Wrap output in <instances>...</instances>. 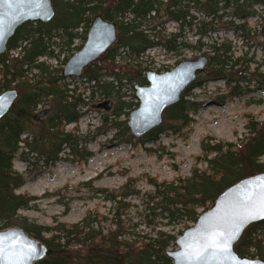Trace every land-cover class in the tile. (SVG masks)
I'll list each match as a JSON object with an SVG mask.
<instances>
[{
  "label": "trees",
  "instance_id": "16d2710c",
  "mask_svg": "<svg viewBox=\"0 0 264 264\" xmlns=\"http://www.w3.org/2000/svg\"><path fill=\"white\" fill-rule=\"evenodd\" d=\"M51 1L55 11L52 19L23 23L8 40L7 51L0 54V92L11 87L20 90L19 97L0 118V230L20 226L44 243L46 254L34 264H171L165 251L173 240L172 235L159 230L156 237L142 243L127 242L122 238L125 231L120 215L128 204L125 199L139 193L134 177H128L119 188L107 193V199L114 203L116 209L113 228L103 229L97 225L98 214L91 211L78 222H57L53 227L38 224L19 213L36 200L35 196L17 192L26 179L13 169V160L19 151L22 153V149H26L27 154L43 156L45 165L57 160L65 148L82 160L91 154L83 145L87 142L85 136H77L64 128L67 124L76 123L81 116V108L86 104L81 93L61 84V69L51 67L40 58L54 57L49 47L53 37L64 38L68 48L75 38L84 39L91 16L97 12L115 21L118 30L116 42L97 61L85 67L82 74L100 95L119 98L111 108L112 114L119 117L123 109L129 110L137 105V102L121 99L119 90L123 80L131 85L145 82L144 71L147 68L142 66L139 58L159 41L147 32L150 28H142V25L155 19L160 9L179 23V29L186 24H194L204 27L200 30L203 34L207 24L221 20L222 12L230 9L234 18L244 22L255 14L254 4L264 5V0ZM190 3L194 10L211 17L210 21L193 22L195 17L190 13ZM82 26L83 32H78ZM236 27H243V24ZM180 36V32L171 33L163 44L168 50L190 46L180 40ZM197 45H201L200 36ZM210 48L206 79L221 77L227 84L241 81V70L237 71L238 76H232L239 58L233 59L230 44L213 42ZM13 49L19 51L16 56L9 57L8 51ZM121 53L125 56L124 62L115 64ZM32 70L36 72L29 75ZM198 77L183 90L177 102L164 110L163 119L178 120L184 125L191 123V114L203 104L198 99L187 98L190 90L200 85ZM40 104L48 105L49 114L45 125H40L36 131L30 125L39 124L33 115ZM115 117L110 120L105 117V122L113 127L121 125L127 139H130L126 120L120 121ZM168 127L179 132L180 127L173 124ZM245 127L246 133L238 144L222 140L202 142L201 154L197 158L205 164L204 168L194 166L189 175L173 180L159 181L148 177V184L153 189L147 193V202L160 206L168 218L184 215L195 222L198 209L207 208L226 187L245 176L263 172L264 162L260 157L264 153V121L247 116ZM162 131L163 125H158L138 141L156 142ZM235 249L241 255L264 258V222L249 224L236 242Z\"/></svg>",
  "mask_w": 264,
  "mask_h": 264
},
{
  "label": "rangeland",
  "instance_id": "374dc122",
  "mask_svg": "<svg viewBox=\"0 0 264 264\" xmlns=\"http://www.w3.org/2000/svg\"><path fill=\"white\" fill-rule=\"evenodd\" d=\"M189 7L195 17L193 22L210 21L211 17L194 10L191 3ZM253 8L255 14L244 22L234 18L230 9L222 12L221 20L207 24L203 34L200 30H204V27L194 24H186L179 29V23L170 19L163 9H160L155 19L142 25V28H150L147 32L159 41L139 58L145 68L165 71L183 59L196 58L203 53L209 56L213 42L222 41L230 44L233 59L239 58L232 76H238L237 71H242L241 81H232L230 84L221 77L206 79L207 72L198 74L201 83L190 90L187 98L198 99L203 104L191 114L189 125L178 120L166 121L162 114L159 125H163V131L156 142L141 143L130 131L131 138L127 139L128 135L121 125L113 127L105 122V117L109 120L115 117L112 109L119 98L100 95L94 87L91 88L92 82H88L83 74L79 77H62L61 84L76 88L75 92L81 93L86 103L81 108L78 121L64 128L75 132L77 136H85L87 142L83 145L91 154L82 160L65 148L57 160L45 165L43 156L39 158L36 153L27 154L26 149H22V153L19 151L13 160V169L26 179L17 192L36 197L33 203L19 210V213L38 224L53 227L57 222H78L91 211L98 214L97 225L103 229L113 228L116 209L114 203L107 199V193L119 188L128 177H134L139 193L125 199L128 204L120 215L125 231L122 238L127 242H148L160 230L173 236L166 249H177L174 240L194 222L184 215L168 218L160 206L147 202V193L153 189L148 184V177H155L159 181L173 180L189 175L194 166L204 168L205 164L197 158L201 154L202 142L222 140L238 144L246 133L247 116L264 121V5L257 3ZM239 24H243V27H236ZM77 30L83 32V26ZM177 32L181 34L179 39L190 46L168 50L163 43L171 33ZM199 36L200 46L197 45ZM84 40L75 38L68 48L64 38L53 37L49 47L54 57L43 56L40 60L62 70L65 61L81 47ZM18 51L9 50V57L16 56ZM124 57L121 53L115 64H122ZM35 72L32 70L28 74ZM119 93L121 99L137 102L132 85L125 80L122 81ZM104 100L113 102L112 109L106 111L93 107ZM136 106L134 104L129 110L123 109L121 115L115 118L127 121L128 112ZM45 107L48 108V105L40 104L35 112ZM48 114L37 121L39 124L31 123L30 127L38 131L45 125ZM170 124L180 127L179 132L170 129ZM260 161L264 162V153Z\"/></svg>",
  "mask_w": 264,
  "mask_h": 264
},
{
  "label": "water",
  "instance_id": "95a60500",
  "mask_svg": "<svg viewBox=\"0 0 264 264\" xmlns=\"http://www.w3.org/2000/svg\"><path fill=\"white\" fill-rule=\"evenodd\" d=\"M119 1V0H114ZM51 0H0V54L7 51L8 40L25 22H48L54 16ZM117 24L97 12L90 20L84 43L65 61L61 76L79 77L117 40ZM264 37V27L262 29ZM209 56L183 59L172 68L144 71L145 84L134 83L137 106L128 112L126 124L140 138L162 121L163 111L180 99L183 90L198 74L207 72ZM20 90L11 87L0 92V118L5 115ZM111 100L95 104L106 111ZM47 107L33 115L39 121ZM264 221V171L245 176L226 187L205 209L199 211L192 226L174 240L177 249H166L172 264H264V258L241 255L235 249L245 228ZM46 254V246L20 226L0 230V264H34Z\"/></svg>",
  "mask_w": 264,
  "mask_h": 264
},
{
  "label": "flooded vegetation",
  "instance_id": "af4514ba",
  "mask_svg": "<svg viewBox=\"0 0 264 264\" xmlns=\"http://www.w3.org/2000/svg\"><path fill=\"white\" fill-rule=\"evenodd\" d=\"M89 27V26H88ZM86 32H87V30H86Z\"/></svg>",
  "mask_w": 264,
  "mask_h": 264
}]
</instances>
